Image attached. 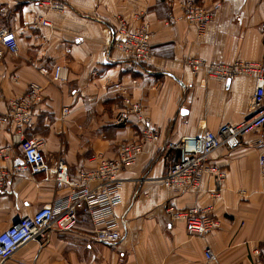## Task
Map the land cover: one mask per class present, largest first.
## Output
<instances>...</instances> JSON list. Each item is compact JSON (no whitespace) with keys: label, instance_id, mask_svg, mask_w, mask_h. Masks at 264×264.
Here are the masks:
<instances>
[{"label":"crops","instance_id":"1","mask_svg":"<svg viewBox=\"0 0 264 264\" xmlns=\"http://www.w3.org/2000/svg\"><path fill=\"white\" fill-rule=\"evenodd\" d=\"M183 1L66 0L65 12L43 14L49 26H42L36 24L42 12L31 1L0 0V30L13 32L18 47L17 55L0 58V147L10 146L1 169L10 170L21 159L11 141L15 126L4 121L6 102L23 95L31 83L40 84L43 95L24 135L40 139L48 161H62L71 176L93 169L100 158H114L121 141L139 138L143 120L159 134L143 144L133 166L119 173L122 201L115 214L124 222L121 240H95L80 214L72 231L50 229L47 238L19 247L5 264H264V177L259 149L252 144L258 132L210 155L207 165L225 175L221 185L210 173L202 175L198 189L180 191L160 183L178 158L168 142L216 131L249 115L252 77L209 80L184 61L264 62V0H194L205 7L221 2L203 35L184 21L165 24ZM116 16L131 26L150 25L145 62L134 64L109 47ZM56 64L68 66L67 82L52 80ZM135 103L138 112L131 109ZM66 191L52 180L9 176L0 187V231ZM192 206L212 207L219 227L194 235L166 212ZM205 248L213 251V261H205Z\"/></svg>","mask_w":264,"mask_h":264},{"label":"built area","instance_id":"2","mask_svg":"<svg viewBox=\"0 0 264 264\" xmlns=\"http://www.w3.org/2000/svg\"><path fill=\"white\" fill-rule=\"evenodd\" d=\"M28 1L42 12L36 22L42 26H49V21L43 14H63L67 8L66 0ZM220 6V1L205 7L194 0H185L181 3L180 12L170 14L165 19V24L184 21L194 26L198 35H203ZM114 19L109 47L134 64L145 62L150 55V41L153 36L148 22L141 21L137 26H131L121 16ZM260 30L264 32V21L260 24ZM17 49L13 32L0 30V58L4 53L17 55ZM184 66L215 81L250 76L254 79L255 86L250 112L245 119L237 123H224L216 131L205 130L199 135H184L176 142L167 143L168 148L178 151V158L170 164L166 175L160 179L162 186L180 191L198 189L204 173L212 174L217 184L221 185L225 175L217 166L207 165L210 155L221 147L231 149L238 146L243 136L254 132L258 134L252 144L259 149V172L264 177V62L239 59L229 63L206 62L191 57L184 61ZM68 76L69 69L65 64H56L53 67V81L65 83ZM42 95L43 87L38 83H31L23 95L13 96L6 102L4 121L15 126L11 141L19 147L21 159L10 170L0 168V187L9 176L26 174L35 180H52L56 187L67 188V191L31 215L20 217L14 224L0 231V264H5L24 244L34 239L47 238L50 229L72 231L80 214L90 222L95 240L109 244L121 240L124 222L115 214L116 207L122 201V181L119 173L136 163L144 143H153L159 137L158 131L147 120H143L139 138L121 141L114 158H100L93 169L71 176L62 161L54 164L48 161L40 139L26 138L24 135L25 129L32 124L33 106L41 101ZM131 109L138 112L140 104H132ZM63 112L66 113L67 109L63 108ZM9 158L10 146L0 147V159ZM166 212L171 220L182 221L187 231L194 235H206L219 227V221L210 206L183 209L167 207ZM203 257L206 262L215 259L210 248L204 249Z\"/></svg>","mask_w":264,"mask_h":264}]
</instances>
